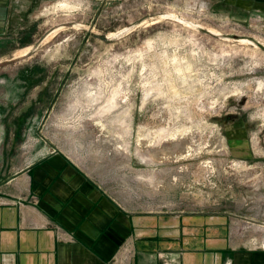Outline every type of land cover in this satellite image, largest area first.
Masks as SVG:
<instances>
[{"label": "rangeland", "instance_id": "374dc122", "mask_svg": "<svg viewBox=\"0 0 264 264\" xmlns=\"http://www.w3.org/2000/svg\"><path fill=\"white\" fill-rule=\"evenodd\" d=\"M228 1L0 0V128L30 131L0 179L63 151L143 210L264 228V0Z\"/></svg>", "mask_w": 264, "mask_h": 264}, {"label": "crops", "instance_id": "0c3cea01", "mask_svg": "<svg viewBox=\"0 0 264 264\" xmlns=\"http://www.w3.org/2000/svg\"><path fill=\"white\" fill-rule=\"evenodd\" d=\"M232 1L224 8H252ZM27 132L0 128V137ZM141 208L86 158L47 154L0 179V264H264V233L250 234L261 224L228 211Z\"/></svg>", "mask_w": 264, "mask_h": 264}, {"label": "bare ground", "instance_id": "6f19581e", "mask_svg": "<svg viewBox=\"0 0 264 264\" xmlns=\"http://www.w3.org/2000/svg\"><path fill=\"white\" fill-rule=\"evenodd\" d=\"M103 111H105V110H103ZM103 111H102V112H103ZM99 114H100V112H99ZM102 114H103V113H102ZM258 227H259V226H258ZM259 229L262 230V232L264 233V228H263V227L260 226Z\"/></svg>", "mask_w": 264, "mask_h": 264}]
</instances>
